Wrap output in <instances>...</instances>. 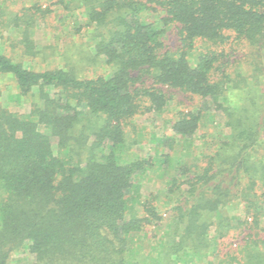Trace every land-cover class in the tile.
I'll list each match as a JSON object with an SVG mask.
<instances>
[{"label":"trees","instance_id":"trees-1","mask_svg":"<svg viewBox=\"0 0 264 264\" xmlns=\"http://www.w3.org/2000/svg\"><path fill=\"white\" fill-rule=\"evenodd\" d=\"M57 21L88 51L44 66ZM1 78L26 110L0 100V264H197L236 230L264 264V0H0Z\"/></svg>","mask_w":264,"mask_h":264},{"label":"rangeland","instance_id":"rangeland-1","mask_svg":"<svg viewBox=\"0 0 264 264\" xmlns=\"http://www.w3.org/2000/svg\"><path fill=\"white\" fill-rule=\"evenodd\" d=\"M50 1L45 2V6L48 5ZM52 8H57L56 6H53ZM67 23L73 22V20L69 19L66 21ZM55 30L57 32H45L43 25L40 23V25L36 28L35 34H34V40L36 42V46L38 48L41 47H47L51 46L54 47L55 49H46L47 52L51 53L54 52L53 57H49L46 61L44 60V63L42 65L46 66L47 64H52L53 63H58L60 61L59 59V53L64 50L66 47H70L72 50L71 59H67L66 61H76L77 55L76 52L79 49H85L87 50V46L79 41V38H82L84 33H86L84 27L79 31L78 34H74V32H67L64 31V26L61 25L57 21L54 25ZM69 37V38H68ZM83 42H87L88 39L87 37L82 38ZM84 51V50H83ZM88 51V50H87ZM56 52V54H55ZM57 55V56H56ZM48 62V63H47ZM82 64L86 65L87 62L84 61ZM98 68V67H97ZM1 83H7L8 87H10L9 80L8 79H0V84ZM7 87V88H8ZM9 89H6V91H3L0 100L2 103H4L5 106H7L10 110L12 111H19L23 112L26 110V106L23 104H18L15 101H12L10 99V92ZM140 122L144 123L147 126V132L144 133L145 135V141L144 144L140 145L138 148L141 149L143 153L151 151V149L155 148V146L158 145L159 140L161 138V135H164L165 133L169 132L168 127H163L161 123L160 116L156 113H149L145 115L144 117H141L139 119ZM166 135V134H165ZM168 137V136H167ZM180 146V145H179ZM138 183V187L140 188V194L143 196H146L150 194L151 192H158L159 190H162L164 188V185L160 180L157 179H152V180H147L143 179L140 180ZM224 211L231 217V219L234 221L239 220L244 218V208L243 205L238 204L235 206H230L228 208H225ZM165 222L160 224L158 227L150 228L152 231L150 232L151 236L156 237V239L162 235V232L165 228ZM264 227V216L261 219V228L263 229ZM239 230L233 231L232 235L224 238L221 242V254L220 256L213 257L212 255H209L207 258L203 259V261L198 262L197 264H240L239 261L234 260L232 253H234V250L236 248L238 249H243L245 245L244 237L245 233L240 234ZM156 239H154V242H156ZM234 243L237 244V247L233 245ZM156 244V243H155ZM230 244H232L230 246ZM239 252V251H238ZM244 253V252H243ZM242 253V254H243ZM156 254V253H155ZM154 254V255H155ZM243 256V255H242ZM222 259L220 263H218V259ZM233 258V259H232ZM33 261V256L27 251L21 249L20 251H17L15 253H12V256L10 258V263L11 264H31Z\"/></svg>","mask_w":264,"mask_h":264}]
</instances>
